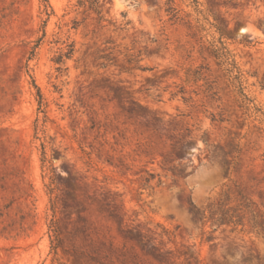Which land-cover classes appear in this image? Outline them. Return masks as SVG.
<instances>
[{
    "label": "rangeland",
    "instance_id": "rangeland-1",
    "mask_svg": "<svg viewBox=\"0 0 264 264\" xmlns=\"http://www.w3.org/2000/svg\"><path fill=\"white\" fill-rule=\"evenodd\" d=\"M0 264H264V0H0Z\"/></svg>",
    "mask_w": 264,
    "mask_h": 264
},
{
    "label": "trees",
    "instance_id": "trees-1",
    "mask_svg": "<svg viewBox=\"0 0 264 264\" xmlns=\"http://www.w3.org/2000/svg\"><path fill=\"white\" fill-rule=\"evenodd\" d=\"M67 49H68V51H66V52H64V53H62V54H60L58 56V58L56 59L57 63H63L64 62V57L71 58L73 56V54L75 52L74 44L73 43L72 44H68V48Z\"/></svg>",
    "mask_w": 264,
    "mask_h": 264
}]
</instances>
